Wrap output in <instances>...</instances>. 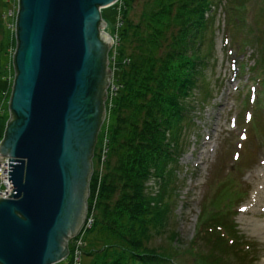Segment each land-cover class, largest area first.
Instances as JSON below:
<instances>
[{"label":"water","instance_id":"obj_1","mask_svg":"<svg viewBox=\"0 0 264 264\" xmlns=\"http://www.w3.org/2000/svg\"><path fill=\"white\" fill-rule=\"evenodd\" d=\"M119 0H18L15 80L0 142L13 192L0 198V264H58L88 219L107 116Z\"/></svg>","mask_w":264,"mask_h":264},{"label":"trees","instance_id":"obj_2","mask_svg":"<svg viewBox=\"0 0 264 264\" xmlns=\"http://www.w3.org/2000/svg\"><path fill=\"white\" fill-rule=\"evenodd\" d=\"M122 1L117 66L113 68L118 91L110 111L116 122L108 127L101 177L95 166L102 160L101 133L94 151L88 199L94 224L84 237L82 264H176L179 256L173 253L171 241L170 246L152 241L169 223L166 178L185 146L196 92L206 86L205 69L215 50L212 27L226 2L143 0L134 20L131 12L139 0ZM228 6L232 11L244 5ZM9 7L10 0H0V37L5 40L4 17ZM241 20L230 18L229 24ZM5 40H0V80ZM3 92L0 88V97ZM156 179L163 183L155 197L149 183ZM213 224L222 235L225 226Z\"/></svg>","mask_w":264,"mask_h":264},{"label":"rangeland","instance_id":"obj_3","mask_svg":"<svg viewBox=\"0 0 264 264\" xmlns=\"http://www.w3.org/2000/svg\"><path fill=\"white\" fill-rule=\"evenodd\" d=\"M142 1L131 12L134 20L141 12ZM227 1L220 7L212 27L215 50L205 69L206 86L196 92L185 146L166 178L164 197L171 199L167 203L169 223L152 241L154 245H171L173 253L179 256L176 264H214L212 260L224 264H264V205L255 207L253 203L258 187H263L256 178L264 174V0ZM242 3V8L229 11L228 4ZM123 5L119 0L103 11L106 32L113 38L121 32ZM17 11L18 0H10L4 17L6 40L3 35L0 37L7 44L5 55L1 56L0 88L4 92L0 97V138L4 137L10 119ZM235 17L242 20L229 24V19ZM116 55L115 41L109 53L111 69L117 66ZM109 103L100 130V146L107 138L108 127L116 122ZM95 166L101 177L103 165L98 162ZM162 183L163 179L149 183L155 197ZM246 208L248 213L244 212ZM93 215L94 210L88 218ZM213 223L225 226L220 231L222 235ZM72 246H76V240L69 247Z\"/></svg>","mask_w":264,"mask_h":264},{"label":"built area","instance_id":"obj_4","mask_svg":"<svg viewBox=\"0 0 264 264\" xmlns=\"http://www.w3.org/2000/svg\"><path fill=\"white\" fill-rule=\"evenodd\" d=\"M16 21H17V14H16V19H15V29H16ZM120 28H121V24H120ZM113 40H114V45H115V41H116V45H118L119 36L117 38H113ZM116 56H114L115 60H116ZM112 70H113V75H112L110 88L108 90V99L106 102V105L108 101L110 102L109 103L110 108L113 106V100L118 91L117 82L114 83V79H115L114 71L115 70L113 68ZM1 115L3 114H2V111L0 110V116ZM106 137H107V134H106ZM107 144H108V139L106 138L104 140V143L102 144L103 152H102V160L100 164H102L103 166H104V162H105L106 154H107ZM9 159L10 158H4L0 156V198H4V199L8 198L10 193L13 192V185L10 184L9 182ZM101 171H103V167ZM93 224H94V218L93 216H91L87 219V222L85 224L83 231L79 234V236L76 239H74V241L76 240V246L74 247L72 246V249H73L72 255L70 252L71 257L69 256L71 259L68 257L65 260V261H68L67 264H82L83 248L85 247L84 237H85V234L92 228ZM72 241L70 242V245L72 244Z\"/></svg>","mask_w":264,"mask_h":264},{"label":"bare ground","instance_id":"obj_5","mask_svg":"<svg viewBox=\"0 0 264 264\" xmlns=\"http://www.w3.org/2000/svg\"><path fill=\"white\" fill-rule=\"evenodd\" d=\"M256 180H259L262 184L263 187H258V191L256 192V196L254 197V206L258 207L261 205V203H263L264 205V174L259 175L258 178H256ZM245 213H248V208L244 209ZM261 231H264V227L261 228Z\"/></svg>","mask_w":264,"mask_h":264}]
</instances>
